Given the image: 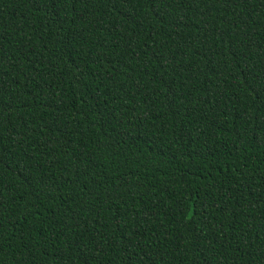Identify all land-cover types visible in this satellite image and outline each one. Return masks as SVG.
I'll list each match as a JSON object with an SVG mask.
<instances>
[{
	"label": "trees",
	"instance_id": "trees-1",
	"mask_svg": "<svg viewBox=\"0 0 264 264\" xmlns=\"http://www.w3.org/2000/svg\"><path fill=\"white\" fill-rule=\"evenodd\" d=\"M0 264H264V0H0Z\"/></svg>",
	"mask_w": 264,
	"mask_h": 264
}]
</instances>
